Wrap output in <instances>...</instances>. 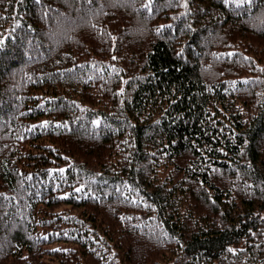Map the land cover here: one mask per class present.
Returning a JSON list of instances; mask_svg holds the SVG:
<instances>
[{
  "label": "trees",
  "instance_id": "obj_1",
  "mask_svg": "<svg viewBox=\"0 0 264 264\" xmlns=\"http://www.w3.org/2000/svg\"><path fill=\"white\" fill-rule=\"evenodd\" d=\"M239 2L0 0V264H264V0Z\"/></svg>",
  "mask_w": 264,
  "mask_h": 264
},
{
  "label": "snow or ice",
  "instance_id": "obj_2",
  "mask_svg": "<svg viewBox=\"0 0 264 264\" xmlns=\"http://www.w3.org/2000/svg\"><path fill=\"white\" fill-rule=\"evenodd\" d=\"M89 2L91 3V0H89ZM129 2L134 3L135 0H129ZM177 2H178V0H177ZM248 2H249V0H240V2L237 3V7L240 6V3H248ZM150 3H151V0H149V4H145L144 7H145V8H148L149 5H150ZM184 6H186V4H185ZM162 27H163V26H162ZM2 44H3V40H0V45H2ZM113 59H115V57H113ZM261 71H264V69H261ZM93 124L96 125V126H99L100 121H99V120H94V121H93ZM41 127H47V122H45L44 124H42ZM29 131H31V129H29ZM60 171L63 172V169H61ZM76 191H80V189H76ZM46 238H47V237H45V239H46ZM229 251L231 252V251H233V250H232V249H229Z\"/></svg>",
  "mask_w": 264,
  "mask_h": 264
},
{
  "label": "bare ground",
  "instance_id": "obj_3",
  "mask_svg": "<svg viewBox=\"0 0 264 264\" xmlns=\"http://www.w3.org/2000/svg\"><path fill=\"white\" fill-rule=\"evenodd\" d=\"M168 222V221H167ZM192 223V222H191Z\"/></svg>",
  "mask_w": 264,
  "mask_h": 264
}]
</instances>
